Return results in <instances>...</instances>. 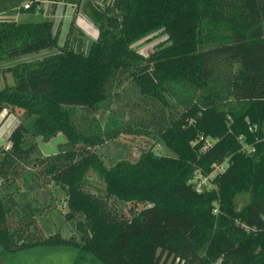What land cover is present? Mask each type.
<instances>
[{"label": "trees", "instance_id": "trees-1", "mask_svg": "<svg viewBox=\"0 0 264 264\" xmlns=\"http://www.w3.org/2000/svg\"><path fill=\"white\" fill-rule=\"evenodd\" d=\"M45 1L53 12L82 7L98 35L89 42L72 20L60 44L53 19H0V64L58 48L12 66L0 87V115L21 117L10 146L0 144V255L58 245L96 264H264V0H0V13ZM158 32L167 38L152 51L134 46ZM124 80L174 108L157 134L175 155L149 147L108 166L96 151L106 136L75 111H97ZM59 134L58 153H35L40 136ZM31 163L63 189L80 238L38 232L25 203L15 218L18 179L38 176ZM202 176L210 181L199 189ZM241 193L249 198L238 206Z\"/></svg>", "mask_w": 264, "mask_h": 264}, {"label": "rangeland", "instance_id": "rangeland-1", "mask_svg": "<svg viewBox=\"0 0 264 264\" xmlns=\"http://www.w3.org/2000/svg\"><path fill=\"white\" fill-rule=\"evenodd\" d=\"M0 19L16 21L53 19L54 28L59 29L60 32V44L64 42L72 20H75L77 29H82L86 33L89 42L96 39L98 35L97 26L83 13L82 7L76 13L75 7L71 4L59 3L56 11L53 12L52 3L45 1L42 11L37 9L35 11L0 13ZM166 38V34L158 32L139 40L134 46L146 54ZM57 50L58 48L55 47L52 50L30 53L14 60L3 61L0 64V87L13 82V74L10 68L15 64L41 58ZM185 94L186 90L180 93V95ZM175 97L172 96L171 100L176 101ZM170 110H174V108L172 106L166 109L160 107L157 101L144 96L137 85L124 80L122 84L114 85L111 100L97 111L88 113L78 108L75 112L77 121L84 125L89 132L99 130L103 136H106L105 141L97 145L95 149L106 165L111 166L123 159L135 161L140 156L142 149L149 147L154 148L160 154L175 155L162 140L158 139L157 134L161 126L158 122L163 120L162 116L169 115ZM20 120L21 117L15 113H8L6 110L1 113L0 144L6 147L10 145L8 137L14 127L20 123ZM40 152L42 151L39 147L35 153ZM38 165L39 163H34V167H32L31 163L28 171L38 175L37 178H30L28 173L27 176H23L17 181L19 190L14 193V198L18 204V208L14 212L15 218L24 214L21 204L25 203L37 211L35 218L38 232L43 235L60 232L62 236L80 238V234H76L73 228L74 225L65 218L68 207L63 189L49 181L47 176L44 178L43 174L40 173L42 167ZM90 180L95 186L102 188V183L95 175H91ZM207 183L209 181H206V176H202L198 188H204ZM248 198L247 193L239 194L237 197L238 206L243 205ZM130 206L129 203H118V208L126 216L131 215ZM14 219L12 220L14 221ZM15 222L18 223L19 220ZM79 255V250L73 246L43 245L14 253H3L0 255V261L1 264H75L77 261L80 264H96L91 255L85 254L80 260Z\"/></svg>", "mask_w": 264, "mask_h": 264}, {"label": "water", "instance_id": "water-1", "mask_svg": "<svg viewBox=\"0 0 264 264\" xmlns=\"http://www.w3.org/2000/svg\"><path fill=\"white\" fill-rule=\"evenodd\" d=\"M65 141V136L59 134L53 137L50 141H43L42 137L38 138L39 147L44 155H52L58 153V146Z\"/></svg>", "mask_w": 264, "mask_h": 264}, {"label": "built area", "instance_id": "built-area-1", "mask_svg": "<svg viewBox=\"0 0 264 264\" xmlns=\"http://www.w3.org/2000/svg\"><path fill=\"white\" fill-rule=\"evenodd\" d=\"M29 6H30L29 3L25 4V7H26V8L29 7ZM9 146H10V145H9ZM9 146H8V147H9ZM209 177H210V176H206V181H210V180H209Z\"/></svg>", "mask_w": 264, "mask_h": 264}, {"label": "crops", "instance_id": "crops-1", "mask_svg": "<svg viewBox=\"0 0 264 264\" xmlns=\"http://www.w3.org/2000/svg\"><path fill=\"white\" fill-rule=\"evenodd\" d=\"M67 7V6H66Z\"/></svg>", "mask_w": 264, "mask_h": 264}]
</instances>
